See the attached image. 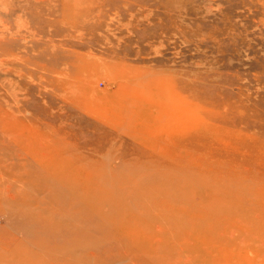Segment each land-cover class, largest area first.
Masks as SVG:
<instances>
[{"label":"rangeland","instance_id":"obj_1","mask_svg":"<svg viewBox=\"0 0 264 264\" xmlns=\"http://www.w3.org/2000/svg\"><path fill=\"white\" fill-rule=\"evenodd\" d=\"M0 264H264V0H0Z\"/></svg>","mask_w":264,"mask_h":264},{"label":"bare ground","instance_id":"obj_2","mask_svg":"<svg viewBox=\"0 0 264 264\" xmlns=\"http://www.w3.org/2000/svg\"><path fill=\"white\" fill-rule=\"evenodd\" d=\"M214 216L211 214V213H208V219H207V222L210 223V220H214ZM204 222V221H202Z\"/></svg>","mask_w":264,"mask_h":264}]
</instances>
